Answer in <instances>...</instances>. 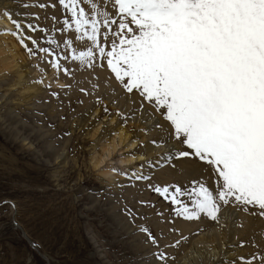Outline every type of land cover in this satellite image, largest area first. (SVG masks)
Instances as JSON below:
<instances>
[{
    "label": "snow or ice",
    "instance_id": "1",
    "mask_svg": "<svg viewBox=\"0 0 264 264\" xmlns=\"http://www.w3.org/2000/svg\"><path fill=\"white\" fill-rule=\"evenodd\" d=\"M13 3L0 0V47L24 57L15 60L23 75L12 90L38 87L47 99L37 103L59 102L51 115L39 113L49 129L80 121L59 140L95 128L86 145L77 141L81 152L91 148L96 173L109 174L95 197L129 188L155 197H134L133 206L117 198L129 221H141L135 234L146 251L137 264H178L208 227L217 239L197 246V264H264V0ZM73 88L76 104L88 102L76 115L71 105L64 111ZM126 158L134 163L116 164ZM166 167L185 182L156 181ZM0 211L21 230L15 202L0 200ZM46 264L59 262L48 256Z\"/></svg>",
    "mask_w": 264,
    "mask_h": 264
},
{
    "label": "rangeland",
    "instance_id": "2",
    "mask_svg": "<svg viewBox=\"0 0 264 264\" xmlns=\"http://www.w3.org/2000/svg\"><path fill=\"white\" fill-rule=\"evenodd\" d=\"M12 93L0 83V200L16 203L21 230L13 228L9 223L11 217L0 211V264H46L48 256H54L59 264H137L139 254L146 251L142 236L135 234V224L141 221H129L117 198L123 195L128 205L133 206L134 197H155L142 188H129L122 194L113 190L117 198L108 200L95 197L93 193L102 191L104 185L88 163L89 147L81 152L77 146V141L86 145V137L79 136L77 130L71 140L57 139L62 128L80 121L69 118L57 128L49 129L39 113L51 115L58 101L51 105L37 103L41 97L47 99L44 93L27 105L14 101L17 95ZM79 95L75 88L68 93L70 99L64 100V111H71V105L76 115L87 107V101L83 107L76 104ZM69 147L73 149L72 156H66ZM166 169H156L155 180L160 184L185 182L178 171ZM148 226L159 227L155 218ZM23 231L40 245L38 250L46 259L30 247ZM166 238L172 239L170 235ZM190 242L177 259L188 251ZM201 244L205 242L198 245ZM194 251L197 258L201 249ZM196 258L184 264H193L194 259L197 264ZM205 264H208L206 257Z\"/></svg>",
    "mask_w": 264,
    "mask_h": 264
},
{
    "label": "bare ground",
    "instance_id": "3",
    "mask_svg": "<svg viewBox=\"0 0 264 264\" xmlns=\"http://www.w3.org/2000/svg\"><path fill=\"white\" fill-rule=\"evenodd\" d=\"M2 2L7 3L9 5L10 9L14 10L16 8L14 3H13V0H2ZM41 16L43 17V13H41ZM3 23L4 22L2 20H0V25H2ZM2 43H3V41L0 40V44H2ZM17 58H19L21 61L24 60V57L22 55H20L18 53L16 55H9L5 52L3 47H0V83L5 84V91L12 92L13 91L12 90L13 85L20 79L21 75H23L21 72H19L17 70V65L15 64V60ZM5 72H9L11 74L8 76H5V75H3ZM76 77L82 78V76L80 74H77ZM13 92H14V94L17 95V99L14 101H17L18 103L27 104V105H30L34 100L36 101L37 98H40L41 96L44 95V91L40 90L38 87L34 90L21 89L20 91H13ZM14 94L12 93V95H14ZM87 107H88V105H87ZM101 119L103 120V117H101ZM117 131H119V129H117ZM94 133H95V128H93V133H89V134L84 136V137H86L85 139L89 142ZM114 139H119V137L114 138ZM88 150H89L88 163H89L90 167L92 168V171L94 172L95 177L97 178L99 176L98 179L102 183V180L105 178H108L109 174L107 172L96 173L95 168L92 164L93 157L90 154L91 148H88ZM102 152H103V149H102ZM152 154L153 153L151 151L148 152V155H152ZM97 162H99V161L97 160ZM122 163L130 164V163H134V161H132L131 158H126L124 161H120V160L116 161L117 165H120ZM168 169H170V168H168ZM168 169H166V170H168ZM170 171L168 170V172H170ZM192 225L179 224V227L182 228L184 232H188V230H191L192 227L195 226L194 224H192ZM194 228H196V226ZM204 236H205V240H201L202 237L204 238ZM216 239H217V235L215 234V229L212 227H209L208 232H205V233L201 234L200 236L194 237L193 239H191L190 245L188 247L189 248L188 251H186L182 256H180V258L178 259V264H184L188 259H189L188 260L189 262L190 261L192 262V259L196 258V256H194V252H195L194 248L198 249L199 247H197V246L199 243L204 241L205 242L204 245H207V244L213 243ZM192 249H193V251H192ZM194 262H195V259L193 261V264H194Z\"/></svg>",
    "mask_w": 264,
    "mask_h": 264
},
{
    "label": "water",
    "instance_id": "4",
    "mask_svg": "<svg viewBox=\"0 0 264 264\" xmlns=\"http://www.w3.org/2000/svg\"><path fill=\"white\" fill-rule=\"evenodd\" d=\"M22 236H23V238L29 243V245H30V242H32V240H30V238L25 234V232L23 231L22 232ZM31 247V246H30ZM31 248H33V247H31ZM34 249V248H33ZM35 251H36V253L40 256V257H42L43 259H46V257L44 256V255H42L40 252H39V250L38 249H35Z\"/></svg>",
    "mask_w": 264,
    "mask_h": 264
}]
</instances>
